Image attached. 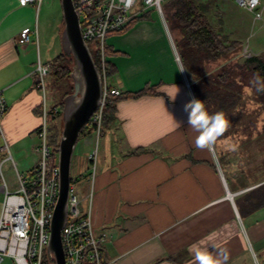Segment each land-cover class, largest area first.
Here are the masks:
<instances>
[{
	"label": "crops",
	"instance_id": "1",
	"mask_svg": "<svg viewBox=\"0 0 264 264\" xmlns=\"http://www.w3.org/2000/svg\"><path fill=\"white\" fill-rule=\"evenodd\" d=\"M230 1L209 4L220 32L221 21L216 25L211 15L227 16ZM59 2L0 0V93L7 104L0 116V208L6 190H18L40 159L42 123L50 126L61 114L58 104H49L47 76L44 88L38 86L37 71L39 62L49 64L63 52ZM26 27L31 40L22 44ZM107 45L109 86L123 94L149 92L120 98L98 142L96 133H82L74 151L72 176L86 206L93 190L92 219L106 237L105 258L110 264H202L206 253L217 264H264V176L253 179L238 164V151L218 148L221 140L196 146L198 133L184 112L196 97L165 11L147 10L110 34Z\"/></svg>",
	"mask_w": 264,
	"mask_h": 264
},
{
	"label": "built area",
	"instance_id": "2",
	"mask_svg": "<svg viewBox=\"0 0 264 264\" xmlns=\"http://www.w3.org/2000/svg\"><path fill=\"white\" fill-rule=\"evenodd\" d=\"M41 0H23L22 4ZM164 0H142V7L136 9L139 0H74L78 12L81 32L90 49L96 51L102 61L101 72L104 81L103 101L86 126L96 133L97 142L101 136L103 111L108 94H119L117 88L107 81L106 46L110 34L126 30L132 22L143 16L147 10L155 9L161 15ZM242 8L262 17L264 0H234ZM31 40V30H21L18 41L22 44ZM38 86L44 88L50 64L39 62ZM7 104L0 93V116ZM55 108L53 113H59ZM47 115V111H46ZM48 123L45 119L40 127L41 142L36 148L40 159L30 176L20 178V188L6 190L0 208V255H6L14 264H53L54 257L47 252L50 239V225L59 197V159H54L56 147L48 140ZM5 144L2 149H6ZM58 152V151H57ZM59 153V152H58ZM91 160L89 179L93 182L96 174L97 151L89 154ZM77 178L72 176L68 196V217L62 228V245L66 264H110L103 252L104 234H97L92 219L91 199L93 190L87 194V206L77 187Z\"/></svg>",
	"mask_w": 264,
	"mask_h": 264
},
{
	"label": "trees",
	"instance_id": "3",
	"mask_svg": "<svg viewBox=\"0 0 264 264\" xmlns=\"http://www.w3.org/2000/svg\"><path fill=\"white\" fill-rule=\"evenodd\" d=\"M197 1L198 0H172V2L168 4V8H170L168 16L174 28H178L179 23L183 24L180 27V32L183 35L180 44L182 48H186L185 50L182 49L184 53V65L185 58L186 60L188 58V60L190 59L189 63H191L193 67V70H190L188 66V73H191V75L193 74L194 76H192L196 78V81L192 80V88L195 97L203 101L209 114L223 112L226 118L227 122L224 130L220 135L216 136L214 140L216 143L221 138L231 135L232 128L228 126V120L230 119L228 115H230L233 109H236V106L245 95L248 94L245 90L243 91V87L251 86H249L245 78H240V80L237 78L236 72L233 70L236 66L234 67V65H231L232 63L218 66L219 69H208L210 62H217V60H221L222 62V58H225L227 60L226 62H228V59L231 58L229 54L239 51L244 44L237 39L228 41L224 33L215 29L212 25L210 20V5L206 2L198 3ZM182 42H184L183 45ZM187 48H190L192 51H188ZM91 52L101 69L103 63L98 53L94 51L93 48ZM105 53L106 56H108V45L106 46ZM69 61H71V59H68L64 53H61L49 63L50 73L55 77H68L71 70L68 66ZM105 66L107 75L110 76L113 71L111 66L107 63V60L105 61ZM237 67H246L249 69L254 75L256 82L259 80L264 81V52L247 56L244 62L238 64ZM260 91L264 92L263 89ZM69 92H71V90L66 91L65 95ZM147 92H149V89H143L128 94H108L104 104L102 128L105 129L107 123L113 119L116 103L120 98L125 96H137ZM90 131L91 128L86 126L82 133H89ZM57 145L58 143L55 144V146Z\"/></svg>",
	"mask_w": 264,
	"mask_h": 264
},
{
	"label": "rangeland",
	"instance_id": "4",
	"mask_svg": "<svg viewBox=\"0 0 264 264\" xmlns=\"http://www.w3.org/2000/svg\"><path fill=\"white\" fill-rule=\"evenodd\" d=\"M212 1L218 0H211V2ZM170 2H172V0L163 1L165 17L170 28L172 29L174 39L177 41L179 53L183 59L184 53L182 49L184 48H182L180 44V41L183 39V35L180 32V27L183 24L179 23L178 28H174L172 26V23L170 22L168 16V12L170 11V8H168V4ZM197 2L200 3L201 0H198ZM211 2L209 1V4H211ZM59 5L61 7L62 22L63 12L61 2H59ZM142 6V0H139L136 9H139ZM226 7L229 10L227 16L222 15V13L220 12V14H217V16L212 14V19H214L215 17L217 18L216 25H218V21H221V30L228 41H231L233 39H240L244 42V45L239 51H237L238 53L233 52L229 54L231 55V58L228 59V62H226L227 60L225 58H222V62L221 60H217V62H210L208 69H217L218 66L232 63L231 65H234V67L236 66L235 68H233V70L236 72L237 78L239 80L240 78H245V80L251 87H243V91L245 90V92L248 94H246L245 97L240 101V103L236 106V109H233L230 115H228V118H230L228 120V126H231L232 133L230 136H226L220 139L221 141L219 142L218 148L221 151L230 149H235L236 151H238L235 156L239 160L238 164L250 169L253 172V179H256L264 176V92L260 91L261 89L264 90V81L259 80L258 82H256L254 75L249 69H247L246 67L239 68L237 67V65L243 63L244 59L247 56L264 52V7L262 17L258 19H254V13L243 9L234 0H231ZM229 21L235 23L237 22V24L233 26V24H229ZM183 44L184 42H182V45ZM187 49L188 51H192L190 48ZM67 58L71 59V61L68 62V66L72 69L73 59L68 56ZM189 60L188 58L187 60L185 58L187 72L189 70L188 66L190 70H193L192 64L189 63ZM188 74H190L191 77H189L191 80L196 81V78L193 77V74V76L191 75V73ZM46 89L49 96V104H58L61 110V114L59 115L60 117L58 119L59 123L58 121H55L53 124L50 123L48 129L49 144L51 147H54L56 143H59L63 129L62 101L64 99L65 92L70 90L73 91V80L71 78V75L62 78L58 76L55 77L52 73H50L46 78ZM53 158L54 159L51 160V163L59 159V153L57 151L54 152ZM75 172V163H73L72 175H74ZM79 186L80 183H77V187ZM0 264L14 263L10 257L6 255H0Z\"/></svg>",
	"mask_w": 264,
	"mask_h": 264
},
{
	"label": "water",
	"instance_id": "5",
	"mask_svg": "<svg viewBox=\"0 0 264 264\" xmlns=\"http://www.w3.org/2000/svg\"><path fill=\"white\" fill-rule=\"evenodd\" d=\"M64 28L61 33L63 53L73 59L70 72L73 91L65 95L62 107L63 129L58 146L60 185L59 197L50 225L48 255L53 264H66L62 245V228L68 217V196L72 179V162L79 137L90 118L99 109L104 94L103 75L88 43L74 0H61Z\"/></svg>",
	"mask_w": 264,
	"mask_h": 264
},
{
	"label": "clouds",
	"instance_id": "6",
	"mask_svg": "<svg viewBox=\"0 0 264 264\" xmlns=\"http://www.w3.org/2000/svg\"><path fill=\"white\" fill-rule=\"evenodd\" d=\"M175 96L171 99L174 100ZM184 112L187 124L198 133L195 141L197 147L213 143L216 136L222 133L227 122L223 112L209 114L203 101L194 97L184 104ZM200 259L202 264H217L206 253H201Z\"/></svg>",
	"mask_w": 264,
	"mask_h": 264
},
{
	"label": "snow or ice",
	"instance_id": "7",
	"mask_svg": "<svg viewBox=\"0 0 264 264\" xmlns=\"http://www.w3.org/2000/svg\"><path fill=\"white\" fill-rule=\"evenodd\" d=\"M21 2H23V0H21Z\"/></svg>",
	"mask_w": 264,
	"mask_h": 264
}]
</instances>
